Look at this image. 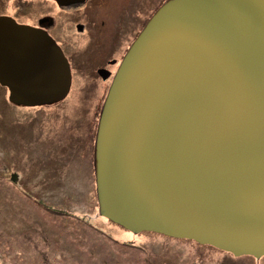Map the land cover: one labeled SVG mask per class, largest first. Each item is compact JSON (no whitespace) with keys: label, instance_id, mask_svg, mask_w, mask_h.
Returning a JSON list of instances; mask_svg holds the SVG:
<instances>
[{"label":"water","instance_id":"obj_1","mask_svg":"<svg viewBox=\"0 0 264 264\" xmlns=\"http://www.w3.org/2000/svg\"><path fill=\"white\" fill-rule=\"evenodd\" d=\"M10 21L0 16L9 100L63 99L60 48ZM94 169L99 213L115 224L264 256V0H166L113 77Z\"/></svg>","mask_w":264,"mask_h":264},{"label":"rangeland","instance_id":"obj_2","mask_svg":"<svg viewBox=\"0 0 264 264\" xmlns=\"http://www.w3.org/2000/svg\"><path fill=\"white\" fill-rule=\"evenodd\" d=\"M79 73L64 99L23 112L0 86V264H264L98 215L91 141L110 83ZM9 116L30 119L11 139Z\"/></svg>","mask_w":264,"mask_h":264},{"label":"flooded vegetation","instance_id":"obj_3","mask_svg":"<svg viewBox=\"0 0 264 264\" xmlns=\"http://www.w3.org/2000/svg\"><path fill=\"white\" fill-rule=\"evenodd\" d=\"M165 1L0 0V16L11 18L16 25L24 28L21 33L27 30L30 34H35L40 44L44 42V35L48 36L60 48L68 62L71 86L73 75L82 76L79 72L109 80V84L129 46ZM14 22L6 24L11 27ZM79 37L87 38L81 49V46L76 45ZM21 73L15 72L12 76H21ZM0 86L9 94L7 86ZM8 104L11 106L10 110L22 109V112L40 106L10 101ZM10 118L15 122L11 127L16 128L11 133V139L13 135H21L30 119L22 116V120L16 122L13 117L9 116Z\"/></svg>","mask_w":264,"mask_h":264},{"label":"bare ground","instance_id":"obj_4","mask_svg":"<svg viewBox=\"0 0 264 264\" xmlns=\"http://www.w3.org/2000/svg\"><path fill=\"white\" fill-rule=\"evenodd\" d=\"M22 83H23L22 79H18V84H22Z\"/></svg>","mask_w":264,"mask_h":264},{"label":"trees","instance_id":"obj_5","mask_svg":"<svg viewBox=\"0 0 264 264\" xmlns=\"http://www.w3.org/2000/svg\"><path fill=\"white\" fill-rule=\"evenodd\" d=\"M61 214H64V213H61ZM189 240V239H188ZM191 242H194V243H196L195 241H193V240H190ZM242 257V256H241ZM249 257H251V256H249ZM253 258V257H252Z\"/></svg>","mask_w":264,"mask_h":264}]
</instances>
